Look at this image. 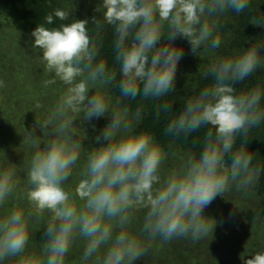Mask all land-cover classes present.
<instances>
[{
	"label": "clouds",
	"instance_id": "9594fccd",
	"mask_svg": "<svg viewBox=\"0 0 264 264\" xmlns=\"http://www.w3.org/2000/svg\"><path fill=\"white\" fill-rule=\"evenodd\" d=\"M95 11L99 18L76 19L58 7L31 32V48L64 87L24 129L22 165L0 150V264H137L154 245L207 238L225 223L206 214L215 201L247 199L264 177V159L248 147L264 126V38L246 48L223 41L227 18L251 11V0H101ZM250 20L264 28V14ZM177 39L211 59L199 68L203 86L174 112L185 55ZM104 118L85 149L82 125ZM162 121L166 144L153 131ZM238 215L232 207L226 220ZM260 219L252 213L249 223ZM241 264H264V251Z\"/></svg>",
	"mask_w": 264,
	"mask_h": 264
},
{
	"label": "rangeland",
	"instance_id": "374dc122",
	"mask_svg": "<svg viewBox=\"0 0 264 264\" xmlns=\"http://www.w3.org/2000/svg\"><path fill=\"white\" fill-rule=\"evenodd\" d=\"M93 3L99 6L101 0ZM33 40L31 35L16 30L11 21L0 13V80L6 83V87L0 88V150L9 162L18 165L30 156L27 142L23 139L24 129L30 131L36 120L45 118L46 110L64 87L54 73L46 71L38 58V50L31 48ZM174 43L183 49L188 44L184 40ZM184 53L179 63L184 70L193 67L194 61L203 62L206 58ZM45 80L55 82L45 85ZM37 104L42 107L37 108ZM107 123V118H104L82 125L86 130L85 149L95 146L93 138ZM93 125L96 130H93ZM187 151L175 148L176 156L169 163L179 160ZM2 160L3 155L0 154ZM256 202L255 193L247 199H241L235 193L218 198L206 214L217 220L224 219L223 227L214 228L207 238L195 244L176 240L162 247L154 245L152 254L137 264H241L242 259L264 251V217L255 227L249 223ZM232 207L239 215L234 222H228L226 217ZM73 254L78 255L79 248L74 249Z\"/></svg>",
	"mask_w": 264,
	"mask_h": 264
},
{
	"label": "trees",
	"instance_id": "16d2710c",
	"mask_svg": "<svg viewBox=\"0 0 264 264\" xmlns=\"http://www.w3.org/2000/svg\"><path fill=\"white\" fill-rule=\"evenodd\" d=\"M94 0H0V13H3L12 23L14 28L21 33H27L31 35V32L36 28L39 23H44V17L55 8H64L73 12V16L76 19H85L96 16L99 18L100 13L95 9L98 6L94 5ZM258 14H264V0H251V11L242 14L237 17L234 13L227 18V25L223 34L224 46L226 48L241 46L247 47L244 41L252 38H264V28L254 27L251 24L250 16L255 17ZM60 23V21H56ZM226 37V38H225ZM111 40V35L108 37ZM181 41V39H177ZM184 52L190 53V46L187 44ZM109 63L112 61V54L108 50ZM210 57H206L205 60H196L193 62V67L189 70L182 69V66H178L176 75V91L171 97L174 100L172 110L178 111L182 105L181 99L191 94V89L194 86H203V81L200 79L198 72L202 64L209 62ZM202 70V69H201ZM257 76L264 79V72H260ZM256 77L250 81L255 83ZM243 85H237L242 87ZM145 125L152 124V116L144 121ZM163 128V121L157 125L153 131H155L157 137L164 140L166 139L160 136ZM202 135V133L197 134ZM195 136L187 143H177L175 148L188 150L189 146L195 140ZM249 150L258 153L261 159H264V126L259 129H255L252 133V140L249 143ZM259 159V157H258ZM264 162V161H262ZM256 206L255 212H260L261 218L264 217V177H262L260 184L255 190ZM43 229L37 231L35 234L36 242H41ZM185 259L182 260V263ZM221 263V262H220ZM148 264V263H146Z\"/></svg>",
	"mask_w": 264,
	"mask_h": 264
}]
</instances>
